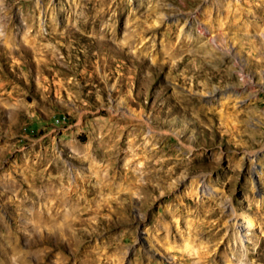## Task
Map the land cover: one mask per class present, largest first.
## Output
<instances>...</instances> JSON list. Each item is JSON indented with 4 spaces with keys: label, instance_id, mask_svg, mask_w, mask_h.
I'll return each mask as SVG.
<instances>
[{
    "label": "rangeland",
    "instance_id": "374dc122",
    "mask_svg": "<svg viewBox=\"0 0 264 264\" xmlns=\"http://www.w3.org/2000/svg\"><path fill=\"white\" fill-rule=\"evenodd\" d=\"M0 264H264V0H0Z\"/></svg>",
    "mask_w": 264,
    "mask_h": 264
},
{
    "label": "bare ground",
    "instance_id": "6f19581e",
    "mask_svg": "<svg viewBox=\"0 0 264 264\" xmlns=\"http://www.w3.org/2000/svg\"><path fill=\"white\" fill-rule=\"evenodd\" d=\"M82 1V0H81ZM96 1H98V0H96ZM100 3V2H99ZM102 3V2H101ZM96 4V3H95ZM98 6V5H97ZM105 11V10H104ZM104 11H103V13H104ZM137 12V11H136ZM161 21H162V19H161ZM161 21H158V22H161ZM141 170H143V169H141ZM143 172H144V170H143ZM199 181H196V183H198ZM256 186V185H255ZM256 187H258V186H256ZM206 187L203 185L202 186V190H203V192H206ZM257 189V188H256ZM258 191L260 192V190H259V188H258ZM191 192V191H190ZM202 192V193H203ZM261 193V192H260ZM209 194V196H210V198L211 199H213V198H218V195L217 194H215V193H213V192H209L208 193ZM205 195V194H204ZM217 200V199H216ZM200 208V207H199ZM241 218L243 219V222H244V224L247 226V227H250L251 225H250V222H249V218L246 216V215H242L241 216ZM249 230H250V228H249ZM234 236V235H233ZM238 237V236H237ZM240 241V240H239Z\"/></svg>",
    "mask_w": 264,
    "mask_h": 264
}]
</instances>
